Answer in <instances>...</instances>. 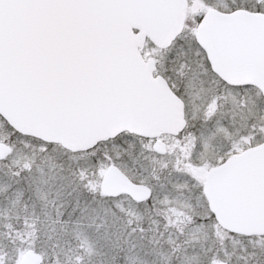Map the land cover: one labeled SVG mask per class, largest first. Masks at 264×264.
<instances>
[{
    "label": "snow or ice",
    "instance_id": "snow-or-ice-1",
    "mask_svg": "<svg viewBox=\"0 0 264 264\" xmlns=\"http://www.w3.org/2000/svg\"><path fill=\"white\" fill-rule=\"evenodd\" d=\"M0 264H264V0H0Z\"/></svg>",
    "mask_w": 264,
    "mask_h": 264
}]
</instances>
